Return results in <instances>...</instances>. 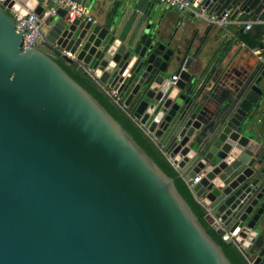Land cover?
Returning a JSON list of instances; mask_svg holds the SVG:
<instances>
[{"label": "water", "instance_id": "water-1", "mask_svg": "<svg viewBox=\"0 0 264 264\" xmlns=\"http://www.w3.org/2000/svg\"><path fill=\"white\" fill-rule=\"evenodd\" d=\"M200 2L264 19V0ZM51 4L0 0V264H237L207 207L264 264V66L216 83L157 16L122 35ZM30 10L47 42L22 51L15 20ZM111 89L181 175L200 176L205 211Z\"/></svg>", "mask_w": 264, "mask_h": 264}, {"label": "crops", "instance_id": "crops-1", "mask_svg": "<svg viewBox=\"0 0 264 264\" xmlns=\"http://www.w3.org/2000/svg\"><path fill=\"white\" fill-rule=\"evenodd\" d=\"M87 6L94 23L114 24L117 33L122 35L133 27L138 28V24L146 21L147 17L157 16L162 37L166 40L173 38L182 49L191 47L195 58L190 71L195 75L203 73V78L212 77L216 83L228 76L259 70L264 66V49L261 47L264 42L255 43L264 25L246 30L244 21L253 20L251 14L242 17L240 24L233 21L227 28H218L209 26L201 18L169 8L159 0H93ZM259 122L257 147L263 150L264 113Z\"/></svg>", "mask_w": 264, "mask_h": 264}, {"label": "built area", "instance_id": "built-area-1", "mask_svg": "<svg viewBox=\"0 0 264 264\" xmlns=\"http://www.w3.org/2000/svg\"><path fill=\"white\" fill-rule=\"evenodd\" d=\"M164 2L169 8H174L179 10L180 12H185L190 14L195 18H201L208 23L209 26H214L218 28H227V26L232 23L233 21L237 24L242 23L243 21L241 18L231 19L232 10H228L223 14H216L210 12L209 9L202 5L200 0H159ZM52 4L49 7L50 13H55L58 7H63L67 10L65 19L68 22H72L75 19H79L81 21H89L94 23L93 15L91 13L90 8L87 5L77 2L76 0H52ZM245 29L250 30L254 28L255 25H264V19L262 20H249L244 21ZM42 21H40L37 15L32 12L31 10L28 12L27 15L21 16L19 19L15 20V30L18 32H23L22 38V51H27L31 47L38 45L40 47H44L46 41L45 32L42 29ZM258 41L264 42V34L258 37ZM67 54L69 57L74 58L75 56L70 52H63ZM90 76L91 73L88 72ZM177 78L174 77V80ZM107 95L118 105L119 109L124 112V107L119 103V93L115 89H111L107 91ZM134 122L141 127L144 132L154 141V138L150 136L149 131L143 126V124L138 123L136 120ZM163 157L165 155L161 152ZM166 158V157H165ZM172 165L173 161L166 158ZM174 166V165H173ZM175 167V166H174ZM176 168V167H175ZM182 177L186 180L188 186L193 192V187L195 183L200 180V176L195 178H185L183 175ZM199 204H201V200L196 199ZM207 215H210L214 219V224L217 226L219 230H221L223 236H227L231 242L239 248V250L243 253L246 257L249 264H253L246 256L245 250L242 245L236 242V235L233 232H229L228 229L224 226L221 217L213 216L210 209L206 208Z\"/></svg>", "mask_w": 264, "mask_h": 264}, {"label": "trees", "instance_id": "trees-1", "mask_svg": "<svg viewBox=\"0 0 264 264\" xmlns=\"http://www.w3.org/2000/svg\"><path fill=\"white\" fill-rule=\"evenodd\" d=\"M41 2H42V0H40ZM264 34V26H262V31H261V34L260 35H263ZM255 43L256 44H259V41H255ZM62 63H64L65 65H67L69 68H71L72 70H74L75 71V73H77V74H79L80 76H82L84 79H86L87 81H89L91 84H93L94 86H95V84H94V82H93V79L88 75V74H86V75H83V74H80V73H78V72H76V67H75V65H73V64H68L67 62H66V60L65 59H63L62 57H59L58 58ZM122 111V110H121ZM123 112V111H122ZM123 114L126 116V117H128L139 129H141L143 132H144V130L141 128V127H139L135 122H134V120H132L129 116H127L124 112H123ZM145 133V132H144ZM146 134V133H145ZM146 136L152 141V143L155 145V143L153 142V140L146 134ZM156 146V145H155ZM157 147V146H156ZM157 149H158V147H157ZM158 151H159V149H158ZM160 152V151H159ZM160 154H161V152H160ZM162 155V154H161ZM163 156V155H162ZM170 165H171V167L174 169V171L176 172V174L178 175V177L180 178V180L183 182V184L185 185V187H187V189L189 190V192L192 194L191 196L193 197V199L196 201V199H195V197L193 196L194 194H193V192H192V190L190 189V187L188 186V184H187V182H186V180L182 177V175L180 174V172L165 158V157H163ZM197 202V201H196ZM197 204H199L198 202H197ZM202 208H203V210L205 211V209H204V207L202 206V204H199ZM206 212V211H205ZM220 237L222 238V242L224 243V245H225V247H227L228 248V250H229V252L232 254V256L234 257V259H235V261L237 262V264H249L248 263V261H247V259H246V257L243 255V253L239 250V248L238 247H236L232 242L230 243V244H228V243H226L225 241H224V238H223V235H220Z\"/></svg>", "mask_w": 264, "mask_h": 264}, {"label": "flooded vegetation", "instance_id": "flooded-vegetation-1", "mask_svg": "<svg viewBox=\"0 0 264 264\" xmlns=\"http://www.w3.org/2000/svg\"><path fill=\"white\" fill-rule=\"evenodd\" d=\"M42 48V47H41Z\"/></svg>", "mask_w": 264, "mask_h": 264}]
</instances>
